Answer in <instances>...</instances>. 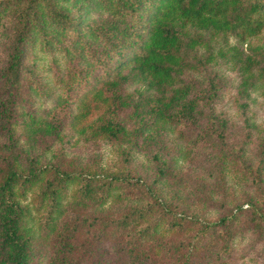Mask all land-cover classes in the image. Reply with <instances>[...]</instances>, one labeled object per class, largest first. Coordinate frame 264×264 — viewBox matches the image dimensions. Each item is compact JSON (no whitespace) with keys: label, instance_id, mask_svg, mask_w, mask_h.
I'll use <instances>...</instances> for the list:
<instances>
[{"label":"rangeland","instance_id":"1","mask_svg":"<svg viewBox=\"0 0 264 264\" xmlns=\"http://www.w3.org/2000/svg\"><path fill=\"white\" fill-rule=\"evenodd\" d=\"M54 1L84 13L85 23L103 16L98 0ZM10 18L0 27V65L17 27ZM189 33L203 44L187 52L190 66L180 78L198 104L194 118L173 123L145 112L156 93L140 82L122 85L131 106L111 112L114 105L93 93H105L104 82L129 66L92 70L90 48L73 51L69 32L46 27L27 44L14 149L0 150V170L8 157L24 177L40 171L19 198L32 231L29 264H264V28L248 46L229 37L221 52L219 38ZM232 46L253 59L246 89ZM108 119L124 131L101 133ZM48 123L53 132L45 130ZM56 175L66 182L50 223L39 193ZM82 177L94 180L95 194L81 196Z\"/></svg>","mask_w":264,"mask_h":264},{"label":"trees","instance_id":"2","mask_svg":"<svg viewBox=\"0 0 264 264\" xmlns=\"http://www.w3.org/2000/svg\"><path fill=\"white\" fill-rule=\"evenodd\" d=\"M98 6L103 16L85 23L84 13L66 12L56 7L54 0H0V27L10 15L9 21L17 24L10 32L7 53L0 65V136L5 135L6 140L0 141V150L14 149L11 134L22 61L27 44L46 27L69 32V46L73 51L87 45L92 70L94 65L103 71L110 65L119 69L129 66L126 74L104 82L105 93L101 89L93 93L102 104L114 105L111 112L131 106L130 98L122 96V85L128 81L140 82L156 93L153 104L145 112L155 121L168 123L191 120L198 104L196 95H189L188 84L180 78L183 70L190 66L187 52L203 44L200 36L190 35L189 29L208 32L210 40L219 38L222 44L216 49L221 52L229 37L248 46V40L264 28V0H98ZM84 36L96 39V46L85 42ZM235 52L233 58L240 74V87L246 89L252 76L253 59ZM86 72L83 79L87 78ZM69 86L68 89H72L75 83ZM64 98L67 99V95ZM134 111L140 113L137 108ZM45 130L53 132L55 127L48 123ZM99 131L116 136L124 131V126L108 119L101 123ZM4 163L0 170V264H29L32 231L26 222L28 213L19 198L40 171L29 169V175L24 177L16 170L14 161L7 157ZM61 182L66 179L56 175V180L46 181L39 193L40 201L47 203L45 218L50 223L59 206L57 192ZM82 182V197L95 194L92 178L82 177ZM110 183L111 180L106 183V189Z\"/></svg>","mask_w":264,"mask_h":264}]
</instances>
